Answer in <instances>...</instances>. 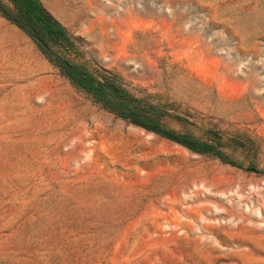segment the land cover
Segmentation results:
<instances>
[{
	"label": "rangeland",
	"instance_id": "1",
	"mask_svg": "<svg viewBox=\"0 0 264 264\" xmlns=\"http://www.w3.org/2000/svg\"><path fill=\"white\" fill-rule=\"evenodd\" d=\"M41 1L242 167L110 112L0 13V264H264V0Z\"/></svg>",
	"mask_w": 264,
	"mask_h": 264
},
{
	"label": "trees",
	"instance_id": "2",
	"mask_svg": "<svg viewBox=\"0 0 264 264\" xmlns=\"http://www.w3.org/2000/svg\"><path fill=\"white\" fill-rule=\"evenodd\" d=\"M0 13L24 30L74 85L110 112L196 153L242 167L216 144L168 125L156 114V106L137 97L118 75L74 58L69 52L76 47L67 28L41 0H0ZM249 168L258 171L255 166Z\"/></svg>",
	"mask_w": 264,
	"mask_h": 264
}]
</instances>
